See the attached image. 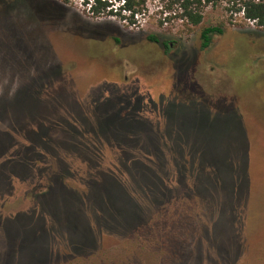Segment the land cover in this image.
Here are the masks:
<instances>
[{"label": "rangeland", "instance_id": "rangeland-1", "mask_svg": "<svg viewBox=\"0 0 264 264\" xmlns=\"http://www.w3.org/2000/svg\"><path fill=\"white\" fill-rule=\"evenodd\" d=\"M89 4L0 0V264H264V25Z\"/></svg>", "mask_w": 264, "mask_h": 264}, {"label": "trees", "instance_id": "trees-1", "mask_svg": "<svg viewBox=\"0 0 264 264\" xmlns=\"http://www.w3.org/2000/svg\"><path fill=\"white\" fill-rule=\"evenodd\" d=\"M62 2H68V0H61ZM89 12L92 16H99L103 13H107L110 16H117L121 20L129 21V24H135L134 16L141 14L144 0H122V4L117 8L110 6L106 0H88ZM221 0H172L173 4H176L177 17L191 25H198L202 20V9L204 6H215ZM237 1V0H228ZM241 6L237 10H242L243 16L249 21H255L258 26L264 25V0H239ZM122 12H128V16L122 14ZM222 28L220 26L205 27L200 33L201 49L207 48L212 36L215 34H221ZM148 40L156 42L157 39L154 36H148Z\"/></svg>", "mask_w": 264, "mask_h": 264}, {"label": "built area", "instance_id": "built-area-1", "mask_svg": "<svg viewBox=\"0 0 264 264\" xmlns=\"http://www.w3.org/2000/svg\"><path fill=\"white\" fill-rule=\"evenodd\" d=\"M250 22L256 23L255 21H250Z\"/></svg>", "mask_w": 264, "mask_h": 264}]
</instances>
